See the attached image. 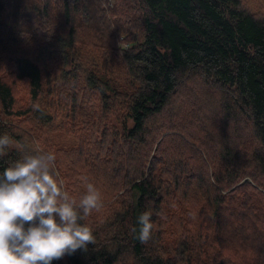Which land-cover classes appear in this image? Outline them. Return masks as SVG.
<instances>
[{
	"label": "trees",
	"instance_id": "obj_1",
	"mask_svg": "<svg viewBox=\"0 0 264 264\" xmlns=\"http://www.w3.org/2000/svg\"><path fill=\"white\" fill-rule=\"evenodd\" d=\"M5 133L0 170L53 152L73 199L89 182L101 194L82 220L95 243L51 264H264V11L250 0H0Z\"/></svg>",
	"mask_w": 264,
	"mask_h": 264
},
{
	"label": "clouds",
	"instance_id": "obj_2",
	"mask_svg": "<svg viewBox=\"0 0 264 264\" xmlns=\"http://www.w3.org/2000/svg\"><path fill=\"white\" fill-rule=\"evenodd\" d=\"M10 145L11 138L0 134V156ZM55 160L53 152H25L0 170V264H51L95 243L82 220L101 206V194L89 182L77 202L58 179ZM151 215L140 213L138 232L132 230L141 242L151 238Z\"/></svg>",
	"mask_w": 264,
	"mask_h": 264
},
{
	"label": "rangeland",
	"instance_id": "obj_3",
	"mask_svg": "<svg viewBox=\"0 0 264 264\" xmlns=\"http://www.w3.org/2000/svg\"><path fill=\"white\" fill-rule=\"evenodd\" d=\"M254 9L262 8L264 11V0H250Z\"/></svg>",
	"mask_w": 264,
	"mask_h": 264
}]
</instances>
